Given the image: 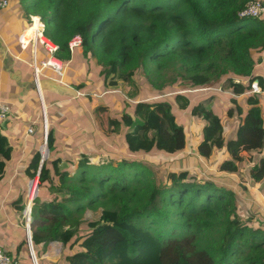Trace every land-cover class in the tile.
I'll return each instance as SVG.
<instances>
[{
  "label": "trees",
  "instance_id": "16d2710c",
  "mask_svg": "<svg viewBox=\"0 0 264 264\" xmlns=\"http://www.w3.org/2000/svg\"><path fill=\"white\" fill-rule=\"evenodd\" d=\"M18 1L27 17L42 19L45 37L58 46L53 57L64 67L65 64L70 67L74 53L85 58L87 84L70 81L68 84L83 93L88 102L94 95L103 96L106 92L98 93L95 87L110 91L111 87L132 84L134 76L141 73L158 91L179 80L196 89L216 85L224 93L246 96L249 105L246 112L239 111L242 116L237 137L225 142L218 114L207 109L203 102H191L188 95L176 98L180 110H190L194 117L205 122L196 147L200 157H212L215 149L232 156L218 163L220 177L199 178L186 168L167 172L165 181L159 183L149 159L125 158L102 140L98 147L93 145L94 141L83 146V150L92 152L89 157L84 153L88 158L77 164L74 176L71 171L60 170L61 158H49L39 176L40 189L49 185L54 192L69 195L64 200L76 203L77 209L63 202L44 200L40 195L35 199L30 214L38 263L43 264L42 256L50 244L61 243L64 253L60 262H49L264 264V217L252 214L255 204H249L251 212L243 217L237 191L216 180L228 182L230 178L225 179L226 176L241 171V153H253V156L256 152L261 156L264 152V95L251 89L258 80L264 91V78L255 73L264 54V18L239 17L253 0ZM76 35L82 37V46L72 53L69 43ZM42 53L47 55L46 60L51 58L49 52L39 47L37 61L41 68ZM67 68L63 76L56 74L65 83ZM93 73L99 79H94V87L90 88L88 81ZM151 94L145 93L134 100L131 96L135 97V93H127V100L132 103L123 100L127 112L120 117L110 114L111 103L98 106L94 112L100 125H105L110 133L120 134L125 127L120 137L125 154L140 156L156 150L165 158L176 156L189 145L187 129L178 122L166 97L159 99ZM56 141V129L49 126L47 143L51 155ZM12 152L8 138L0 131V162L11 161ZM100 154L113 158L108 163L95 164L101 169L97 176L93 174L92 158ZM260 156L250 170L256 183L264 181V157ZM30 161L26 174L33 178L40 166L41 152L36 151ZM3 168L1 165L0 181L5 176ZM69 177L76 182L66 184ZM36 192L33 183L31 198ZM27 202V198L18 202L20 211ZM99 202L101 205L97 206ZM156 203L158 206L150 209ZM97 210L99 219L91 221L90 213ZM75 213L80 217L71 226ZM22 214L17 219L24 223ZM138 214H143L142 222H127V217ZM41 219L54 221L52 236L39 234L43 228L38 225ZM60 247L53 245L49 253H59ZM18 248L19 252L26 250L25 259L32 264L25 237ZM4 252L13 264H26L20 254Z\"/></svg>",
  "mask_w": 264,
  "mask_h": 264
},
{
  "label": "rangeland",
  "instance_id": "374dc122",
  "mask_svg": "<svg viewBox=\"0 0 264 264\" xmlns=\"http://www.w3.org/2000/svg\"><path fill=\"white\" fill-rule=\"evenodd\" d=\"M264 1V0H262ZM264 18V16H263ZM42 52V51H41ZM41 57H44L46 60L47 55L42 53ZM86 67L88 65L84 64L81 61H77L76 63H72L69 68H67L66 74L67 78H65L66 82L69 83H82L84 82L85 85L87 84V71ZM94 79L98 80L99 76L97 73L92 74V78L88 81V85L90 87H94ZM214 89H196L192 86H189L182 82L181 80L178 81L176 84H168L167 87L164 89V91H158L154 89L152 86L148 84V82L145 80V78L142 76L141 73H138L134 76V81L132 84H121L118 87H111L110 92H107V90L103 88L95 87L94 90H97L98 93L105 92L103 96L101 95H94V101L92 100L90 104V110L88 111V115L85 116V114L81 113L80 111V120L82 118L87 119L86 121H92V124L97 129L96 133L88 132L87 129H79V124L75 122L76 125V133L75 136L72 138H68V128L66 131H64L63 127L57 126L56 128L60 132L62 131V134L57 137L58 141H56L55 149L49 154V158H61L62 162L60 164V170L61 171H71L72 175L74 176L76 170H78V163L88 158L91 154V150H82V145H88L92 141H94V146H99L101 140L110 145V147L114 150V153H117L119 155L124 156L125 158H136V159H149L151 167H153L154 171L157 174V178L159 180V183H163L166 179L167 172L170 171H181L184 169H189L195 172L193 175L201 178V176H208L209 178H215L222 176L221 173L218 171V163L220 161H223L224 159L232 158L230 155H226L225 150H219L215 149L214 154L212 157H209L207 159H204L200 157L198 154L196 147L198 145V140L202 134V127L204 126L205 122L202 121L201 118L194 117L191 114V111H182L179 108V105L176 103V98L178 95H188L190 97L191 102L197 103V102H203L206 104L207 109H212L215 113H217L222 121V125L224 127V130L221 134L222 139L227 142L229 140H233L237 137V128H238V122L242 115H239V111L244 113L247 110V107L249 106L247 103V97L246 96H232L228 95L226 93H222L220 91V86H216ZM213 88V87H212ZM87 91H91L90 88L86 87ZM135 93V97L131 96L134 100H137L141 98L142 96L148 94L149 96L152 95L151 93H154V95H158L161 93H166L162 96L166 97L165 100H168L171 102V105L173 107L174 113H176L178 122L186 128L188 133V147L181 153H179L176 156L172 157H163L160 155L159 151H152L149 153H145L140 156H135L134 154L127 155L123 151L124 146L122 140H120L123 134L122 131L125 130V127L121 130L120 134H113L110 133L105 127V125H100L98 122V115L94 112L98 106H101L106 103H111L113 107L110 108V114L113 116H122L125 112H127V106L124 105L123 100L130 102L127 100V93ZM145 92V93H144ZM261 92V91H260ZM259 92V93H260ZM156 93V94H155ZM160 93V94H161ZM161 95H158L159 99H162ZM211 96V97H210ZM104 97V98H103ZM82 98V97H81ZM132 103V102H130ZM82 110V109H81ZM85 121V122H86ZM4 129V127L2 128ZM1 129V130H2ZM61 129V130H60ZM0 130V131H1ZM68 132V133H67ZM70 134V133H69ZM35 135V134H34ZM33 135V136H34ZM71 135V134H70ZM31 138H25V141H32L34 137ZM116 137L117 139L110 138V137ZM72 139V140H71ZM37 144L34 143L33 147H38L39 151H41L43 143L39 144V138L36 137ZM12 143L15 142V140H11ZM70 141H72V144L70 145ZM16 152L28 154L30 151L26 152V150H23L21 148H16ZM31 153V152H30ZM84 153L88 155V157H84ZM33 154V153H32ZM32 154H29L25 156L21 162L19 163V159L21 156H13V160L10 162H0L1 165H4V178L0 181V249L2 250H11L14 253V251H17V247L20 243V241L25 237L27 240V231L25 228V223H21L22 219L19 221L17 220L18 217L21 216V213L24 214V211H20V207H17L18 202L22 201L24 196L28 197L29 194V186L31 184V180H33L35 177L31 178L26 174V170L28 169L30 165V160ZM253 154V153H252ZM251 153H241L240 156L242 157L240 167L241 171L238 172L235 175H228L225 177V179L228 177L230 180L228 182L221 181L219 179H216L222 184H229L237 191L239 194V208L240 213H242L243 217H248L249 212H251L249 204H255V209L252 211V214L254 216H263L264 217V181L261 183H256L250 174V170L254 167V165L257 163V159L260 156L256 152H254V155L252 156ZM120 157V156H117ZM260 157H264V152H262V155ZM48 158V160H49ZM113 158V157H112ZM110 156L105 154H100L97 157H93V165H102L104 163H108L112 159ZM97 159V160H96ZM47 160V161H48ZM113 162L116 164L117 160H113ZM10 163V164H9ZM15 163H19L16 166V172H14ZM75 165V166H74ZM33 170V169H31ZM100 166H94L93 168V174L100 176ZM38 172V171H37ZM77 173V172H76ZM82 179V178H79ZM66 184H73L76 182L74 179H71V177L65 179ZM36 183V181H34ZM37 184V183H36ZM97 187H100L97 184H95ZM244 186V188H242ZM40 189V187H39ZM99 190V189H98ZM45 194L42 198H45L44 200H55L56 202H63L68 205H70L74 210L77 209L76 203H69L66 202L64 199L68 198L69 195H64L60 192H54L49 188V185H46L42 190L40 189L39 194ZM93 199V198H92ZM28 201V200H27ZM90 201V200H89ZM88 201V202H89ZM103 201V200H102ZM101 201V202H102ZM101 202H99V205H101ZM158 206V203L155 205H152L150 209H154ZM30 211V208L28 209ZM33 211V206H32ZM35 211V209H34ZM23 219H24V215ZM26 215L28 216L29 213L27 212ZM90 220L95 221L98 220L100 211H93L90 213ZM80 216L75 213L72 217V223L71 226H74L77 222V218ZM126 221V219L124 220ZM143 221V214H138L134 216L127 217V222H142ZM38 225L43 228L39 231V234L48 237L52 236L53 234V225L54 221L52 220H38ZM84 227H87L86 224H84ZM60 252L50 255V258L53 259L54 262H60L62 255L64 253V246L63 244L59 243ZM32 263V260H31ZM33 264V263H32ZM44 264H53L52 262H45Z\"/></svg>",
  "mask_w": 264,
  "mask_h": 264
},
{
  "label": "crops",
  "instance_id": "0c3cea01",
  "mask_svg": "<svg viewBox=\"0 0 264 264\" xmlns=\"http://www.w3.org/2000/svg\"><path fill=\"white\" fill-rule=\"evenodd\" d=\"M31 24V17H27L18 0H11L8 9L0 10V103L7 104L10 108L9 119L6 122L4 129L1 130V133L8 138L10 145L13 148L12 160L14 155L21 156L19 163L25 156L39 151L38 147L34 148L33 145L37 142L36 137L39 138V144H42L46 133V127L47 130H49V126L53 125L56 129L57 137L62 134L63 130L60 129L61 131L59 132L56 127L61 126L64 131L70 128L68 132L71 135L67 132L68 138L71 136L73 138L77 131L75 122L79 124L80 130L85 128L92 134L97 132L92 121H86L87 119L84 118L81 120L79 119L80 111L85 114L86 110L89 111L91 109L90 104L92 102H88L86 98H84V95H82L83 93L73 89L68 83L58 80L56 77L58 74L51 67L41 68L38 66V72L33 67L30 42L34 43L33 49H35L34 40L39 32V24L36 23L34 27L30 28ZM42 59L44 60L45 58L42 57ZM77 61H81L84 64L87 63L83 56L80 55L79 57V55L74 53L71 63H76ZM92 62L95 63V60L92 59ZM259 62L260 63L256 65L255 73L264 78V54H262ZM67 66L68 64H65L66 68ZM86 70H88V67H86ZM256 81L253 84L259 88L261 91L260 94L264 95V91H262V88L259 86V81L258 83ZM236 82H239V80H236ZM214 88L216 87L209 89ZM220 91L224 93L221 88ZM226 94L234 97L238 96L230 93ZM81 105H83V109L80 108ZM91 125L92 129H90ZM41 127L43 128L42 136ZM29 128L34 129L35 135L33 136L34 139L32 141L26 142L25 138L32 137L27 135ZM41 138H43L42 142ZM11 140H15V142L12 143ZM71 144L72 141H70V145ZM83 146L84 144L82 145V150ZM16 148H21L26 150V152L30 151L31 153H19L16 152ZM43 150L45 151V149ZM56 150L57 149H55V152ZM19 163L14 164L15 168L13 173L16 172V166ZM42 195L44 196L45 194H40V197ZM25 198L28 200V197L26 196H24L23 200ZM18 249L19 248L17 247V251H14V255L20 254L22 258L21 260H24L26 250L23 249L19 252ZM27 249L30 254L28 241ZM50 249L51 244L48 246L46 253L42 256L43 264L49 262L48 260H53L50 258V255L52 254L49 253ZM7 251L12 252L11 250ZM25 263L28 264L26 259Z\"/></svg>",
  "mask_w": 264,
  "mask_h": 264
},
{
  "label": "built area",
  "instance_id": "2783aa9c",
  "mask_svg": "<svg viewBox=\"0 0 264 264\" xmlns=\"http://www.w3.org/2000/svg\"><path fill=\"white\" fill-rule=\"evenodd\" d=\"M11 0H0V10H5L10 7ZM264 16V2L261 0H253L247 6L243 11L239 13L240 18H254V19H262ZM32 24L31 26L34 27L36 23L39 24L38 28V36L35 43V49H36V67H38L37 63V52L38 48H44L47 52L51 54V58L49 60L42 61V67L47 68L51 67L54 69V71L63 76L65 67L63 63L56 58L53 57V55L58 51V46L51 42L48 38L45 37L44 31H45V24L42 21L40 17L31 16ZM31 45V52L34 51V43L30 42ZM82 46V37L80 35H76L72 38V40L69 43V48L72 53L77 48H80ZM53 61L55 63H53ZM252 92L253 93H259L260 90L256 85L253 84L252 86ZM10 116V108L7 104L0 103V130L5 126L6 122L8 121ZM35 134V131L33 128H29L27 135L33 136ZM44 145V143H43ZM0 264H13L12 259L3 251L0 249Z\"/></svg>",
  "mask_w": 264,
  "mask_h": 264
},
{
  "label": "water",
  "instance_id": "95a60500",
  "mask_svg": "<svg viewBox=\"0 0 264 264\" xmlns=\"http://www.w3.org/2000/svg\"><path fill=\"white\" fill-rule=\"evenodd\" d=\"M32 59H33V67L38 72L37 67H36V49H34V51H32ZM256 82L258 83V81H256ZM37 83H38V80H37ZM38 87H39V84H38ZM46 131L47 132L45 133L44 145L42 146L45 149V152H43L42 149H41L40 166H39V169H38L36 177L33 180H31V182L32 181H36V183H37L36 184L37 192L35 194V197H32V198H31L30 194H28V202H27V204L25 206V211H24V214H23L24 215L25 228H26V231H27L28 247H29L30 257H31V260H32L33 264H39V263H38V259L36 257V253H35L34 246H33V241H32L31 214H30V212L32 213L33 202L38 197V193H39V176L41 174L43 165L48 160L49 154H50V151H49V148H48V143H47V140H48L47 127H46ZM29 207H30V211H29V215L27 217L26 212L29 209Z\"/></svg>",
  "mask_w": 264,
  "mask_h": 264
},
{
  "label": "bare ground",
  "instance_id": "6f19581e",
  "mask_svg": "<svg viewBox=\"0 0 264 264\" xmlns=\"http://www.w3.org/2000/svg\"><path fill=\"white\" fill-rule=\"evenodd\" d=\"M31 27H32V26H30V28H31ZM38 33H39V32H38ZM38 33H37V36H38ZM37 36L35 37V40H34L35 43H36ZM30 41H31V40H30ZM32 41H33V40H32ZM53 63H55V62H53ZM43 149H44V148L42 147V151H43ZM33 182H34V181H33ZM33 182H32V183H33ZM32 183H31V186H32ZM31 186H30V189H31ZM30 189H29V190H30ZM27 211H28V210H27ZM26 213H27V212H26ZM55 244H59V243H53V244H51V248H52V246L55 245Z\"/></svg>",
  "mask_w": 264,
  "mask_h": 264
},
{
  "label": "clouds",
  "instance_id": "9594fccd",
  "mask_svg": "<svg viewBox=\"0 0 264 264\" xmlns=\"http://www.w3.org/2000/svg\"><path fill=\"white\" fill-rule=\"evenodd\" d=\"M47 132V131H46ZM44 139H45V137H44ZM45 141V140H44Z\"/></svg>",
  "mask_w": 264,
  "mask_h": 264
}]
</instances>
